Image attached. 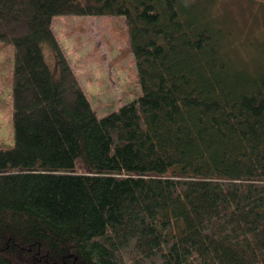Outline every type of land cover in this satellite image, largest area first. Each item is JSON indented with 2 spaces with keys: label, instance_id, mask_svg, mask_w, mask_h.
Here are the masks:
<instances>
[{
  "label": "trees",
  "instance_id": "obj_1",
  "mask_svg": "<svg viewBox=\"0 0 264 264\" xmlns=\"http://www.w3.org/2000/svg\"><path fill=\"white\" fill-rule=\"evenodd\" d=\"M216 2L0 0V264H264V57L237 63ZM58 14L125 16L139 98L98 117Z\"/></svg>",
  "mask_w": 264,
  "mask_h": 264
},
{
  "label": "rangeland",
  "instance_id": "obj_2",
  "mask_svg": "<svg viewBox=\"0 0 264 264\" xmlns=\"http://www.w3.org/2000/svg\"><path fill=\"white\" fill-rule=\"evenodd\" d=\"M219 26L239 64L264 57V0H217ZM53 31L98 117L142 94L127 21L123 15L58 14ZM227 34V33H226ZM15 47L0 41V149L14 147L13 69ZM48 63L53 55L43 48Z\"/></svg>",
  "mask_w": 264,
  "mask_h": 264
}]
</instances>
